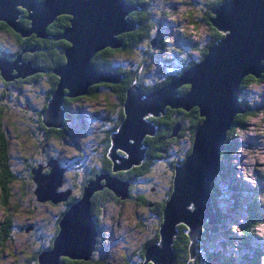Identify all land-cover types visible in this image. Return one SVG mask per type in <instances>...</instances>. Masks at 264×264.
<instances>
[{
    "label": "rangeland",
    "instance_id": "374dc122",
    "mask_svg": "<svg viewBox=\"0 0 264 264\" xmlns=\"http://www.w3.org/2000/svg\"><path fill=\"white\" fill-rule=\"evenodd\" d=\"M213 1L149 0L151 7L146 10L157 17L158 25L150 20L135 32L136 35L125 33L128 39L125 43L131 48L125 46L127 52H117L116 64L128 72V76L137 72L138 80L142 83L134 80L146 93L167 85L172 80L170 77L179 76L190 61L198 63L200 53L211 41L209 37L213 30L207 15L208 12L211 15ZM133 12L139 15L143 10ZM149 38H152L150 42ZM180 38L183 42H180ZM153 41L155 45L150 44ZM0 42L3 44L0 46V56L18 49V42L12 35L1 33ZM45 74L39 72L40 77H35L34 81L16 84L13 80L6 83L0 76V161L7 164V171L0 175V182L5 187V190L0 188V227H3L7 217L10 221L7 238L0 245V264H36L34 255L39 247L51 243L58 227L56 222L65 210V201L53 203L52 199H37L35 192L38 184L33 179L32 169L41 165L42 173L48 174L50 159L59 160L64 171L63 183L56 189L57 193L70 189L71 196L78 197L80 183L92 178L93 174L101 175L97 171L106 168L110 139L108 148L105 143H108V135L116 130L114 126L119 123L122 92L113 83L105 82L103 84L106 86L99 85L97 90L67 103L68 117L64 132L58 134L59 128L46 131L39 122L48 89ZM262 74L264 70L259 76ZM156 81L167 82L161 86L154 85L149 90L141 85ZM19 86L22 89H18ZM118 87L121 90L119 84ZM237 96L238 105L243 110L232 117L227 128V150H224L221 158L223 168L219 169L213 180L215 186H221L220 194L214 191L220 199L225 189L227 192L224 193L227 198L223 199L226 203L218 202L223 220L218 222L215 212L213 221L216 223V233L206 236L208 240L202 255L207 257L216 251L227 258V264H264V76L259 82L249 81ZM251 113L254 115L250 116ZM175 127L173 131L177 134L179 130H175ZM147 137L150 139L153 136ZM152 141L155 146L149 147L153 149L167 145V142ZM144 144L145 158L139 165L149 158L148 152L154 155L150 159L151 165L143 163L150 167V171H139L137 176L140 181L136 185L131 184L132 195L137 198L141 195L151 202L164 200L165 205L170 196L168 189L172 174L168 161L154 159L157 153L147 148L146 140ZM119 152L127 158L124 151ZM138 190L143 193H138ZM214 192L211 191L212 196H215ZM128 194L129 197L125 199L114 195L119 200L110 203L96 197L100 206L97 207V215L92 217L99 232L97 246L98 251L101 247L107 249L108 257L102 255V258L85 264L140 262L145 243L158 234L162 215L159 218L155 213L160 203H154L156 206L149 208L140 198L131 199L130 191ZM72 204L73 201H70L69 205ZM212 259L211 264H222L217 258ZM72 264L84 263L75 261Z\"/></svg>",
    "mask_w": 264,
    "mask_h": 264
},
{
    "label": "water",
    "instance_id": "95a60500",
    "mask_svg": "<svg viewBox=\"0 0 264 264\" xmlns=\"http://www.w3.org/2000/svg\"><path fill=\"white\" fill-rule=\"evenodd\" d=\"M214 7L208 21L222 35L207 46L198 63L160 89L146 93L133 83L126 91L123 118L109 137L106 156L113 171H127L145 158L144 140L156 133L157 126L148 119L150 115L157 118L167 107L186 112L196 107L202 118L195 127L190 153L174 166L172 191L158 230L159 241L147 245L139 264L173 263V239L178 224L187 227L189 252L192 257L195 255L200 227L205 221L213 223L215 218L208 187L213 184L220 165L232 117L243 110L238 105L240 84L246 76L256 77L264 70V0H224ZM137 9L138 6L127 0H0V21L21 37L34 34L44 38L48 36V25L59 15L69 16V25L58 36L69 46L64 49L65 61L52 70L58 80L42 111L44 126L60 128L63 125L65 98L85 95L92 85L102 81H120L121 75L95 67L93 58L107 47L116 49L124 45L119 36L136 28L127 16ZM23 11L29 26L19 20ZM37 71L30 61L22 60L21 54L11 61L0 56V74L5 80L25 78ZM184 85L189 88L182 92L180 87ZM179 129L176 125L175 130ZM48 167V174L42 173L41 165L32 169L38 184L37 199H52L53 203L66 201L71 190L61 194L56 191L63 183L64 167L56 159H51ZM104 187L121 199L129 196V183L117 176L101 173L89 180L82 195L62 211L53 246L39 254L38 264H60L62 256L89 260L98 235L91 213V196Z\"/></svg>",
    "mask_w": 264,
    "mask_h": 264
},
{
    "label": "trees",
    "instance_id": "16d2710c",
    "mask_svg": "<svg viewBox=\"0 0 264 264\" xmlns=\"http://www.w3.org/2000/svg\"><path fill=\"white\" fill-rule=\"evenodd\" d=\"M131 5H136L139 7V10H143V12L139 15H134V12H130L127 16L128 21H130L131 23L136 25V28L131 31L134 35L135 32L137 30H139L143 24L148 23V21L151 20L152 22H156L157 24V17H154L152 14H150L146 8L149 7L150 9V5L151 3H149V0L145 1V0H139V1H133V0H127ZM224 0H215L212 3V7L218 5L219 3L223 2ZM211 7V8H212ZM26 12L23 11L22 14L20 15V21L25 25V26H29V21L25 18ZM209 12H208V18H209ZM69 25V16L68 15H59L52 23H50V25H48L47 29H46V34L48 36L44 37V38H40V37H36V35L31 34L28 37H21L19 34L15 33L14 31H12L7 25H5L4 23L0 22V34L3 33L6 35H12L16 38V42H18V49L11 54H7L6 53V57H8L9 59H15V57L18 54H21V58L23 61H30V63L32 64V66L36 69H39L38 72H36L33 75L27 76L25 78H16V81H14L13 83H21L23 81L26 80H31L34 81L35 77H40L38 75L39 72H46L47 74V83H48V89L46 90V97H45V103L43 105V107L40 110V118H39V122L41 124L42 127V111L45 109L47 100L50 97L51 92L54 90L56 84H57V76L52 72V70L59 64H62L65 61L64 58V49L69 45V43L67 41H65L62 38H58V36L63 32V30ZM222 35V33H219L218 31L216 32V34L214 35V37L211 39L210 43H212V41H214L215 39H217L218 37H220ZM119 38L123 41L124 45L116 48V49H112V48H105L100 52H97V54L95 55V57L93 58V64L97 67L100 68L102 70L114 73V74H120L122 76V78H120V81L117 83H113V86L116 87L121 93L120 95V100H121V105H123L124 99H125V95H126V91L127 89L133 84L136 83L135 80H137L138 82H141L140 80H138L137 77V72L133 73L130 76H128V72L124 71L123 69H121V67L116 64L115 60H116V56H117V52L118 51H128L125 49L126 48H131L129 47V45L127 46V44L125 43L127 39L126 36H124V34H121L119 36ZM135 39V38H134ZM152 38H149V42ZM158 40V39H156ZM1 51V49H0ZM207 51V46L205 49L202 50V52L200 53V59L203 58L204 54ZM124 55V54H122ZM195 62V61H194ZM42 63V64H41ZM191 65H193V63H189V65L187 67H190ZM186 67V68H187ZM176 73V72H175ZM264 75L262 74L261 77H263ZM260 77V76H259ZM260 78H254L252 76H246L243 80V82L240 84L241 90L246 87V84L251 81V82H259L261 80ZM171 78V77H170ZM135 79V80H134ZM133 80V81H132ZM38 79L35 80V82H37ZM132 81V82H131ZM169 81V79H168ZM167 81H162L157 83V81L154 84H150V85H146V84H141L144 85L146 87H144L145 89L149 90L150 87L154 86V85H163L164 83H166ZM104 81H102L100 84L98 85H92L89 88V92H93L95 90H97L99 85H104L106 86V84ZM118 84L121 88V90L118 87ZM122 84V86L120 85ZM137 84V83H136ZM14 85V84H13ZM114 87H110L111 89H115ZM189 88V85H184L182 87H180V91H184L187 90ZM18 89H22L20 86ZM240 90V92H241ZM89 94V93H88ZM79 98V97H77ZM77 98H65V103H64V109H65V117L63 120V125L58 129V134H61L62 132H64L65 130V126H66V120L68 117V110H67V103L71 100H75ZM246 106V105H245ZM245 109H250L249 107H245ZM252 110V109H250ZM166 115H160L157 118H149L150 121H152L154 124H156L157 129H156V133L153 135V137H150V139L147 137L146 138V142H147V148L149 150H152L154 152H156V156L154 157V159L156 160H167L168 161V167L170 168L171 171V175L170 178H172L173 175V169H174V165L178 162H181L185 159V157L190 153V148H191V144H192V140H193V135H194V130L195 127L202 121V118L199 116L198 113V109L196 107L192 108L190 111L186 112L183 109L180 108H170L167 107L166 108ZM254 113H251L250 116H253ZM238 116H236V118L234 119V123H236V120H238ZM123 118V108H121L120 111V117H118V121L120 123V121ZM119 123L114 126V128H117V126L119 125ZM178 125L180 127L179 131L177 132V134L174 135V131L173 128ZM242 127V125H241ZM45 128V127H44ZM67 128V127H66ZM113 128V129H114ZM46 131H51L54 129L51 128H45ZM111 133V132H110ZM227 134H229V132L226 133V140L224 143V149L221 151V158H222V154L224 153V150H227ZM108 137H110V134L108 135ZM152 140H155L157 143L160 142H167V145L165 146L164 144L160 145L158 148H150L149 145L151 146H155L154 142ZM105 145L109 146V138H108V143H105ZM148 152V150H147ZM5 155V153H4ZM149 158L146 159V161H144V164H148L151 165L150 159H152L154 154H151L148 152ZM143 163L141 165H138L136 167L131 168L130 170L127 171H118V172H114L113 171V166L112 163L110 162V160L108 159V162L106 164V168H104L103 170H99L97 171V174L99 173H106V174H112L114 176L119 177L121 180L128 182L129 183V187H128V191H130V198L131 199H136V197H134L132 195V186L131 184H135L136 180H139V177L137 176V174L140 172H149L150 167L149 166H144ZM225 166V165H224ZM221 167V160H220V166ZM7 171V164L4 161H0V175ZM218 173V172H217ZM216 173V174H217ZM87 175V174H86ZM32 176V174H31ZM96 175H92V178L90 179H86L85 181L88 182L89 180L93 179ZM217 177V175H216ZM6 180H8V178L6 177ZM105 181L102 180V184ZM171 182V181H170ZM136 185V184H135ZM220 185H216L212 184V188L211 191H217V194L221 193L220 190ZM0 188L1 190H5V187L1 184L0 182ZM84 188V187H83ZM225 189V188H224ZM170 190H171V183H170V187L168 189V194H170ZM83 191L80 193V195H78L79 197L82 195ZM225 193L226 189H225ZM217 194L214 192L215 196H212V203L214 204V207L216 208V215L218 216V222H222L221 220H223V216L221 215L219 209H218V202L219 200H221V202L223 201V199L227 198V195L224 196V193L221 194V199L218 198ZM114 195H116L112 190L108 189L107 187H104L101 190H97L95 191L92 196H91V213L92 216L93 215H97V207H99L100 205H98L97 201H96V197L100 198L101 200L103 199V202H112V201H118L119 199H117L116 197H114ZM129 197V196H128ZM120 198V197H119ZM140 198V197H139ZM165 198V197H164ZM76 199H78L77 197L74 196H70L69 199H67V201H65V203L68 205L69 207V202L70 201H75ZM159 209L157 210L159 213V218H161L162 215V207L164 205V200L159 202ZM2 204L3 200H2ZM62 213V212H61ZM61 216V214H60ZM60 216L58 218V221L60 220ZM94 219V217H93ZM95 220V219H94ZM58 221L56 222V225L58 224ZM2 222V221H1ZM3 227H0V245H2L5 241V239L7 238L6 232L7 229L10 227V221L9 218H6V222L4 223V225H2ZM206 226V227H204ZM186 226L184 224H178L177 225V230H178V234L174 236L173 239V252H174V261L172 264H211L213 261L212 258H217L219 261L222 262V264H227V258H223V256L219 253H217L215 251L214 254H208L209 252H207V254L209 256L204 257L202 255V253H205V242L206 240V236H210L213 235V233H216V230L214 228H216V223H208L206 222L205 225L201 226V228L199 229V236H198V243H197V248L195 251V255L192 257V255L189 252V244H190V240L186 234ZM58 231V227L56 226V231L55 233ZM99 235V232H98ZM98 235L96 236V245H95V249L97 250V253L95 252L96 250L93 251V253L91 254L89 260H74V259H70L68 257L62 256L60 257V264H72L75 263V261L77 262H85V263H91L93 261H95L96 258H102V254L101 251H98ZM56 234H54L51 243L47 246H41L38 248L36 254L34 255V259L37 262L38 260V256L41 252L46 251L50 248H52L53 246V241L55 238ZM157 237H155L153 240L148 239L147 242L144 245V253L142 252L141 254V259L140 262H138V260H136L135 262H133V264H139L143 261L144 259V255H145V251H146V247L148 244L150 243H154L156 241L159 240L160 235L159 232L156 235ZM217 241V240H216ZM215 241V242H216ZM2 253V250L0 249V254ZM108 254V252H107ZM38 264V262L36 263ZM148 264H153V262H149Z\"/></svg>",
    "mask_w": 264,
    "mask_h": 264
},
{
    "label": "flooded vegetation",
    "instance_id": "af4514ba",
    "mask_svg": "<svg viewBox=\"0 0 264 264\" xmlns=\"http://www.w3.org/2000/svg\"><path fill=\"white\" fill-rule=\"evenodd\" d=\"M218 6V5H217ZM207 18H208V15H207ZM1 22V21H0ZM3 23V22H2ZM209 23V22H208ZM211 26V25H210ZM211 29L213 30V32H212V34H211V38H213L214 37V35L216 34V32H217V30L215 29V28H213L212 26H211ZM180 40V39H179ZM0 44H1V42H0ZM1 46V45H0ZM205 49V48H204ZM4 56H7L6 54H4ZM8 58V57H7ZM9 59V58H8ZM11 60H13V59H11ZM180 70V69H179ZM178 70V71H179ZM1 76V75H0ZM5 81V80H4ZM13 81H16V79H14ZM6 83H8L9 81H5ZM10 83H12V82H10ZM11 85H13V83L11 84ZM6 90H7V88H6ZM47 94V93H46ZM26 109H27V107H26ZM121 111V110H120ZM118 117H120V113H119V115H118ZM43 124V123H42ZM43 126H44V124H43ZM45 128H48V127H46V126H44ZM49 128H53V127H49ZM55 129H57V128H55ZM72 143H74V142H72ZM95 150H97V147H95ZM87 181V180H86ZM84 182V183H80L81 184V188H80V193L83 191V187H85L86 186V184H87V182ZM140 180H136L135 181V184L137 183V182H139ZM142 183H146V182H142ZM141 185V184H140ZM140 187V186H139ZM138 187V188H139ZM153 189V188H152ZM70 190V189H69ZM172 190V189H171ZM170 190V191H171ZM138 193H143L141 190H138ZM139 197H140V199H141V201L145 204V205H148V207L149 208H154L156 205H154V203H157V202H161V201H157V202H151L149 199V201H147V199H144L141 195H139ZM139 197L137 198L136 197V199H139ZM165 197V196H164ZM165 203H166V201H165ZM164 206L165 205H163V207H162V209L164 208ZM68 207V205L65 203V209ZM156 215H158L159 216V213H158V211L155 213ZM162 223V222H161ZM161 223H160V225H161ZM155 237H157V236H155ZM97 243V242H96ZM110 246V245H109ZM100 251H101V253H102V255L104 256V257H108V254H107V252H108V250L107 249H105V248H103V247H101L100 248ZM80 261V260H79ZM136 260H134L133 262H135ZM81 263H84L85 264V262H81Z\"/></svg>",
    "mask_w": 264,
    "mask_h": 264
},
{
    "label": "bare ground",
    "instance_id": "6f19581e",
    "mask_svg": "<svg viewBox=\"0 0 264 264\" xmlns=\"http://www.w3.org/2000/svg\"><path fill=\"white\" fill-rule=\"evenodd\" d=\"M216 8V7H215ZM62 15H65V14H62ZM3 22V21H2ZM5 23V22H4ZM6 24V23H5ZM8 26V25H7ZM9 27V26H8ZM10 28V27H9ZM26 38V37H25ZM4 56V55H3ZM8 59V58H7ZM8 60H10L11 61V59H8ZM14 60V59H13ZM94 65V64H93ZM95 66V65H94ZM96 67V66H95ZM56 68V67H55ZM13 74H16V72L14 71L13 72ZM3 78V77H2ZM6 81H11V80H6ZM247 108V107H246ZM51 160V159H50ZM59 161V160H58ZM60 162V161H59ZM45 188V187H44ZM211 188H212V184H210L209 185V187H208V190H210L211 191ZM172 191V190H171ZM211 201H212V198H211ZM221 201V200H220ZM212 204V208H213V210H214V213L216 212L215 211V209H214V204L213 203H211ZM165 207V206H164ZM191 207V206H190ZM78 215H79V213H77ZM205 222H207V221H205ZM204 222V223H205ZM214 222V221H213ZM161 225H162V223H161ZM201 228V227H200ZM199 232H200V230H199ZM57 233V232H56ZM177 234H178V232H177ZM176 234V235H177Z\"/></svg>",
    "mask_w": 264,
    "mask_h": 264
},
{
    "label": "clouds",
    "instance_id": "9594fccd",
    "mask_svg": "<svg viewBox=\"0 0 264 264\" xmlns=\"http://www.w3.org/2000/svg\"><path fill=\"white\" fill-rule=\"evenodd\" d=\"M206 46H208V45H206ZM206 48V47H205ZM192 66V65H191ZM188 68V67H187ZM187 68H185V69H187ZM175 76H172L171 78L173 79ZM125 100V99H124ZM173 172H174V169H173Z\"/></svg>",
    "mask_w": 264,
    "mask_h": 264
}]
</instances>
